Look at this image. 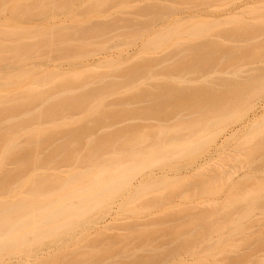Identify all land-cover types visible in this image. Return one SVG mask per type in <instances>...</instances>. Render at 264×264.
<instances>
[{
	"label": "rangeland",
	"instance_id": "rangeland-1",
	"mask_svg": "<svg viewBox=\"0 0 264 264\" xmlns=\"http://www.w3.org/2000/svg\"><path fill=\"white\" fill-rule=\"evenodd\" d=\"M93 1L3 0L0 4V36L9 30L10 21L15 17L23 18V25L31 32L28 36L11 34L8 42L5 43V48L14 52L16 49L27 47L28 52H24L25 57L30 59L29 68L33 65L35 72H38H36L37 76L48 73H60L63 76L88 73L92 66L96 68L95 63L100 57L105 58L111 55L113 60L116 56L114 59L116 63H113L119 66L117 70H110V72L106 70L113 76H110L112 79L89 85H84L79 81L76 84L72 81L75 85L69 84L75 88H73L74 93L77 94L75 98L85 94L89 98L99 97L105 93L109 95L108 103L117 105L121 101L129 100H127L128 95L126 96V89L129 87L138 92L142 88L144 91V89L158 85L147 79L142 80L143 72H139L141 75L135 76L134 80L128 78V81H124L126 78H123L127 77L130 68L138 67L137 64L141 63L137 61V66L132 63L130 67V63L127 64L133 56L136 57L139 54L137 51L142 44L141 38L139 39L141 33L143 35L146 32L148 34V36L145 34L146 37L158 35L168 39L170 45L158 49L156 53H153L155 57L152 55L158 60L157 64L173 56L176 58L182 56L183 49L206 45L209 43L205 38L210 35L208 32L216 27H223L225 31L223 30L221 34L226 36L220 41L225 45V49L232 51L236 59L232 60L233 62L228 64V67L226 63H224L226 67L224 64L219 67L218 72L221 74L213 77L214 82L209 80L211 84L200 78L203 74L197 76L194 74L195 77H188V75L185 80L188 83L181 86L190 88L188 89L190 91L195 87H211L214 89V95H219L220 91L244 90L247 91V97H258L259 99L253 107L244 110L245 116L241 122L232 124L225 130L223 135H226L229 141L222 154L223 159L220 160L222 161L220 166L223 163L225 166L221 167L220 170L223 172L220 176L218 174L214 180L211 179L202 187H197L194 182L185 181L183 183L181 181L177 183L180 187L175 185L176 190L171 187V182L168 184L170 187L163 186L162 192L158 190L155 197L146 200L140 198L129 202L128 191L120 193L111 202L110 207H114L111 208L112 211L109 207L102 205L92 214L94 223L86 228L88 238L96 239L100 235V238L103 237L105 241H59L58 244H49L50 242L46 241L48 245L41 248L44 250L43 253L46 256L52 255V260L59 255L69 254L72 258L70 260L76 261V258L81 256L79 258L84 257V261L91 264H130L129 262L132 261H143V258L155 259V264H162L165 261L169 262L167 264H264V241L259 240L261 236L264 237V217L262 215L264 212V0H126L125 5L120 0H102L103 6L97 15L91 12ZM46 3L50 6L43 9ZM17 4H21L22 7H18ZM147 9L151 11L148 12ZM164 27L170 30L168 29L169 32L161 36L160 33L163 32ZM242 27L245 30L239 33L237 29L240 30ZM30 28L36 30V36H32L33 31ZM46 28H50V31L47 36H43ZM57 32L63 39L57 37ZM195 32L199 35H193ZM136 38L137 43L134 44L133 41ZM166 47L173 49L180 47L179 50H175L183 54L176 56V51L175 54L171 53L172 48ZM109 48L111 49L108 50ZM13 52L0 54L2 69L17 63L18 58ZM239 52L241 53L238 54ZM129 55L130 57H127ZM176 58L173 57V59ZM164 65L165 63L162 67ZM27 82L26 79L21 85L27 87L29 85ZM160 83L165 85L161 81ZM171 86L173 83L168 88L174 90L177 85ZM137 92L133 94L139 96L140 93L137 94ZM72 96L69 99L71 102L69 105L72 108L70 117L76 119L74 122H78L84 115L82 107L77 105L73 99L74 95ZM138 96L135 97L138 98ZM149 104L140 105L139 103L136 108L142 109ZM150 106H153V103ZM134 108L131 107L129 110H134ZM168 111L157 116L156 120L154 118L144 122L142 120V123L140 121L137 123L136 120L131 121L129 117L123 120L121 118L120 121L119 119L114 120L113 115H108L106 117L109 120L104 121V126L109 125L107 126L109 129L106 128L108 132L100 126L99 130L91 135L99 139L103 134L111 135L113 129L115 132L116 130L127 132V129L130 130L136 126L140 128L142 126L144 128L169 127L176 123H173L176 116L190 121L194 118L192 115L196 114L195 111L187 109H177L170 111L171 113ZM32 112H36L35 108ZM59 118L65 117L60 115ZM111 118L113 120H110ZM254 119L260 122L251 124ZM67 120V122H72L71 119ZM112 125L117 128L115 129ZM101 131L104 133L99 135ZM235 131H239L237 136L230 138V134ZM252 134L256 138L251 139V143L246 147L247 140ZM206 141L209 139L202 143ZM218 142H221L220 139ZM201 146V149L193 155L170 157L167 165L148 168L145 173L137 176L134 182L143 179L151 172L172 170L171 173L178 176L187 169L196 168L210 152L215 151L217 142ZM249 173L251 175L244 177ZM149 199H154L155 202L160 201L158 199L162 201L158 204L146 205ZM118 206L121 207V211L118 210ZM168 208H172L173 211ZM154 222L159 225H156V228H150V233L152 232L150 240L139 241L134 236ZM236 226L240 228V232L235 231ZM126 227H132L131 233L135 234L130 235L129 229L124 230ZM90 251L101 254L98 257L103 256L104 260L100 259V261L97 257L95 260L98 259V261H93L92 257L88 256ZM206 253H208L207 256ZM6 260L5 264L21 263L20 259L16 258ZM33 260L30 263H34ZM52 260L47 264L53 262Z\"/></svg>",
	"mask_w": 264,
	"mask_h": 264
},
{
	"label": "bare ground",
	"instance_id": "bare-ground-1",
	"mask_svg": "<svg viewBox=\"0 0 264 264\" xmlns=\"http://www.w3.org/2000/svg\"><path fill=\"white\" fill-rule=\"evenodd\" d=\"M125 1L120 0L123 5H125ZM45 5V8L42 7L43 9L50 6L47 3ZM17 6L22 7L21 4H17ZM102 6V0H94L91 11L93 15H97ZM149 11L151 10L149 9ZM193 17L195 18L194 15ZM23 23L24 19L20 17H15L10 21L9 27H11L0 36V54L13 52L5 48V43L8 42L11 34L22 36L31 34ZM222 28L216 27V29L210 30L208 32L210 35L205 37L209 43L187 50L183 49L184 54L176 51L180 47L177 49L166 47L172 48L171 53L175 54L176 51V56L183 55L178 58L173 56L176 59L167 58L166 61L157 64L158 60L153 58L155 57L153 53L163 46L170 45L168 39L163 36L169 32L170 28L166 27L165 29L164 27L165 32L162 29L163 32L160 35L163 37L155 34L156 36L151 35L153 36L151 38V36L146 37V35L148 36L146 32L143 35L141 33L139 39L141 38L142 44L137 51L139 54L136 57L133 56V58L135 57V59L132 58L134 62L130 59L127 64L130 63V67L132 63L136 65L137 61L141 63L137 64L138 67L127 69V77L123 78L127 79L124 81H128V78L134 80L135 76L141 75L139 72H143L142 80L147 79L158 85L153 88L149 87L150 89L147 90L144 89V91H142L143 88L142 90L138 88L140 89L138 92L129 87L126 89L127 100H129L119 101L120 103L117 105L108 103L109 95H105V93L99 97L89 98L85 94L75 98L77 94L74 93L75 88H72L74 83L83 82L84 85H89L109 80L113 76L106 70L110 72V70H117L119 67L114 64L116 56H113V60L111 55L105 58L100 57L95 63L97 64L96 68L94 69L92 66L93 68L91 67L88 73L70 76L48 73L37 76L38 72H35L33 65L29 68L30 59L25 57L24 52H28L27 47L14 50L18 58L17 63L9 65L5 68L6 70L0 67V264H5L7 258L20 259V264H47L52 260V255L46 256L43 253L44 250L41 249L48 245L46 241H49V244H58L59 241H105L103 237L100 238V235L96 239L88 238L86 228L94 223L92 214L102 205L110 209L114 208L110 207L111 202L120 193L128 191L129 202L137 201L140 198L146 200L155 197L156 192H162L163 186L170 187L168 184L171 182V187L176 190L175 185L179 186L177 183L181 181L183 183L185 181L194 182L197 187H202L211 179L214 180L218 174V176L222 174L223 171L220 169L224 163L220 166L222 162L220 160L223 159L222 154H224L225 146L229 141L223 134L230 125L241 122L245 116L244 110L253 107L259 98L247 97V91L244 90H226L220 91L219 95H214V89L211 87H195L190 91L188 90L190 88L181 86L188 83L185 81L188 75V77H195V75L203 74L200 78L210 83L209 80H213V77L221 74L218 72L219 67L224 63L228 67V64L236 59L232 51L225 49V45L220 41L226 36L221 34L224 30ZM30 29L33 31L32 36H36V30ZM237 30L239 33H243L245 29L242 27ZM49 31L50 28H46L43 31V36H47ZM193 35L199 34L195 32ZM57 37L63 39L58 32ZM133 43H137V38ZM184 43L187 44V42ZM167 52L169 53V51ZM172 60L175 61L172 62ZM164 63L165 65L168 63L166 67L163 66L165 68L162 67ZM168 65L169 67H167ZM159 67L161 68L159 69ZM7 70L9 71L6 72ZM26 79L29 85L24 87L21 84ZM160 81L168 86L161 84ZM172 83L173 86H181L180 89L178 87L176 91L177 86L174 88L175 91L172 90L173 88H168ZM134 92L140 93L139 96L134 95ZM72 95H74L73 99L77 105L82 107L84 115L78 122H74L76 119L70 117L72 108L69 105L71 103L69 99L73 97ZM134 97L135 99L132 101ZM137 99L140 105L153 103V106L149 104L147 107L137 109L136 106L138 107L139 104ZM131 107H135L134 110H129ZM33 108L36 112H32ZM177 109L193 110L196 114L192 115L194 117L192 120L185 121L183 118H177L178 113H175L176 118L174 119L176 120L172 122L176 123L169 127L156 126L154 128L147 127V129L143 126L141 128L136 126L137 128L127 129V132L120 131V129V132L118 130L115 132L113 129L111 135L105 132L108 136L102 132L109 126H104V121L109 120L106 117L108 115H113L114 120L119 119L120 121L121 118L123 120V118L127 117L128 119L129 117L131 121L136 120L139 123L138 121L143 120L144 122L152 118L156 120L158 119L156 117L161 116L160 114L163 112ZM60 115L65 118L60 119ZM112 118L110 120H113ZM67 119H71L72 122H67ZM258 121L260 122V120L254 119L251 124L259 123ZM102 123L103 125H101ZM71 125L75 129L70 127V130L68 126ZM100 126H103L104 130L101 129L102 133H98L104 136L102 135L99 139L93 138L91 134L98 131ZM114 126L112 125V127ZM112 127L110 126V129ZM238 132L231 133L230 138L236 137ZM255 138L256 136L252 134L245 146L247 147L251 143V139ZM207 139L209 141L202 143ZM219 139L221 142H218ZM212 142H217L215 151L210 152L196 168L187 169L178 176H174L171 173L172 170L151 172L143 179L134 182L137 176L145 173L148 168L167 165L170 157L193 155L201 149L202 144L208 146ZM249 175L251 174H246L244 177ZM162 199H158L160 200L158 202L149 199L150 201L146 202V205L158 204ZM177 205L179 204L177 203ZM118 210L121 211V207ZM170 214L172 216V213ZM262 215L264 217V212ZM151 224L146 229L138 231L136 235L134 232L131 233L132 227H126L124 230L129 229L128 233L133 234L139 241H148L152 234L150 228H156L159 225L155 222ZM235 231L240 232V228L236 226ZM259 240L264 241V237L261 236ZM59 254L61 253L59 252ZM59 254L55 253V255ZM55 255L53 254V256ZM89 255L93 261H98L95 258L101 254L90 251ZM207 255L208 253H206ZM43 257H47V259L44 258L47 260L46 262L44 259L42 260ZM70 258L69 254L59 255L54 257L53 262L49 264H91L84 261V257L78 260L76 258V261L70 260ZM100 259H103V256ZM144 259L135 262L131 260L132 262L129 263H156L155 259ZM31 260L34 263H30ZM164 263L169 262L165 261Z\"/></svg>",
	"mask_w": 264,
	"mask_h": 264
}]
</instances>
